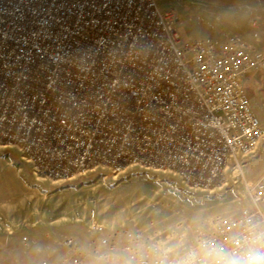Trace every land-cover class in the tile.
Wrapping results in <instances>:
<instances>
[{
  "label": "built area",
  "instance_id": "obj_1",
  "mask_svg": "<svg viewBox=\"0 0 264 264\" xmlns=\"http://www.w3.org/2000/svg\"><path fill=\"white\" fill-rule=\"evenodd\" d=\"M263 18L249 19L254 39ZM177 24L160 0H0V145L58 182L139 165L192 189L243 185L236 213L194 227L92 224L99 264H264V176L244 172L264 144L245 89L264 54L235 35L184 39ZM63 246L41 264H86L75 239Z\"/></svg>",
  "mask_w": 264,
  "mask_h": 264
},
{
  "label": "rangeland",
  "instance_id": "obj_2",
  "mask_svg": "<svg viewBox=\"0 0 264 264\" xmlns=\"http://www.w3.org/2000/svg\"><path fill=\"white\" fill-rule=\"evenodd\" d=\"M160 5L174 11L184 39L193 35L222 40L235 35L254 42L264 54V21L259 39L253 38L249 23L252 17H264L263 1L260 7L240 9L243 13L229 21L217 15L221 9L196 7L191 0H160ZM245 89L253 103L247 84ZM259 153L245 163L247 178L251 163L264 154V146ZM246 203L243 185L231 177L212 189H192L173 172L139 165H128L117 173L98 166L71 181H52L38 175L18 147L0 145V264L58 261L68 255L63 246L67 238L83 249L86 264H99L91 253L94 223L168 232L180 223L194 227L215 215L236 213Z\"/></svg>",
  "mask_w": 264,
  "mask_h": 264
},
{
  "label": "crops",
  "instance_id": "obj_3",
  "mask_svg": "<svg viewBox=\"0 0 264 264\" xmlns=\"http://www.w3.org/2000/svg\"><path fill=\"white\" fill-rule=\"evenodd\" d=\"M261 1L264 2V0H191L192 4L196 7L205 6L208 9H221L217 12V15H219V17L225 21H229L230 17L231 19L234 18V15L242 14L243 11L240 9H248L256 6L260 7ZM207 13H209L208 10ZM192 37L193 35L190 36V39ZM245 84H247L249 91L252 92L254 97V101L252 103L253 110L261 119L262 123H264V90H261L264 84V72L255 71L251 75L247 76L245 79ZM262 146H264V144ZM261 152L262 147L260 153ZM251 169L252 170L248 175L249 179L257 181L264 176V154L260 155L257 159H254V161L251 163Z\"/></svg>",
  "mask_w": 264,
  "mask_h": 264
},
{
  "label": "bare ground",
  "instance_id": "obj_4",
  "mask_svg": "<svg viewBox=\"0 0 264 264\" xmlns=\"http://www.w3.org/2000/svg\"><path fill=\"white\" fill-rule=\"evenodd\" d=\"M261 147H262V145H261ZM261 147H259V149H258V153L260 152V150H261ZM257 154V153H256ZM256 157V156H255ZM234 176H236L237 174H238V171H234V173H232ZM258 181H260V179L258 180ZM257 181V182H258Z\"/></svg>",
  "mask_w": 264,
  "mask_h": 264
}]
</instances>
